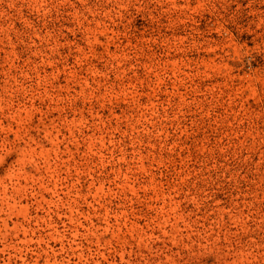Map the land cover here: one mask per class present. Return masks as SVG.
Masks as SVG:
<instances>
[{"label": "rangeland", "instance_id": "374dc122", "mask_svg": "<svg viewBox=\"0 0 264 264\" xmlns=\"http://www.w3.org/2000/svg\"><path fill=\"white\" fill-rule=\"evenodd\" d=\"M0 264H264V0H0Z\"/></svg>", "mask_w": 264, "mask_h": 264}]
</instances>
